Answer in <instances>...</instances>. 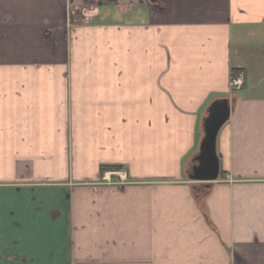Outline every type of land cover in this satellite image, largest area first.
Listing matches in <instances>:
<instances>
[{
    "label": "crops",
    "instance_id": "obj_1",
    "mask_svg": "<svg viewBox=\"0 0 264 264\" xmlns=\"http://www.w3.org/2000/svg\"><path fill=\"white\" fill-rule=\"evenodd\" d=\"M0 264H264V0H0Z\"/></svg>",
    "mask_w": 264,
    "mask_h": 264
},
{
    "label": "water",
    "instance_id": "obj_2",
    "mask_svg": "<svg viewBox=\"0 0 264 264\" xmlns=\"http://www.w3.org/2000/svg\"><path fill=\"white\" fill-rule=\"evenodd\" d=\"M231 109L228 101H216L209 109L204 122V138L200 153L195 157V165L189 178L192 181L215 182L220 176V161L217 155V136L222 126L229 120Z\"/></svg>",
    "mask_w": 264,
    "mask_h": 264
},
{
    "label": "built area",
    "instance_id": "obj_3",
    "mask_svg": "<svg viewBox=\"0 0 264 264\" xmlns=\"http://www.w3.org/2000/svg\"><path fill=\"white\" fill-rule=\"evenodd\" d=\"M246 78L243 73H237L234 75L231 86L235 92L241 91L245 86Z\"/></svg>",
    "mask_w": 264,
    "mask_h": 264
},
{
    "label": "trees",
    "instance_id": "obj_4",
    "mask_svg": "<svg viewBox=\"0 0 264 264\" xmlns=\"http://www.w3.org/2000/svg\"><path fill=\"white\" fill-rule=\"evenodd\" d=\"M237 73V72H234V74ZM119 167H103L102 168V173H105V172H115V171H119Z\"/></svg>",
    "mask_w": 264,
    "mask_h": 264
},
{
    "label": "rangeland",
    "instance_id": "obj_5",
    "mask_svg": "<svg viewBox=\"0 0 264 264\" xmlns=\"http://www.w3.org/2000/svg\"><path fill=\"white\" fill-rule=\"evenodd\" d=\"M121 17V16H120ZM89 64H88V62H86V61H84V66L86 67V66H88Z\"/></svg>",
    "mask_w": 264,
    "mask_h": 264
}]
</instances>
